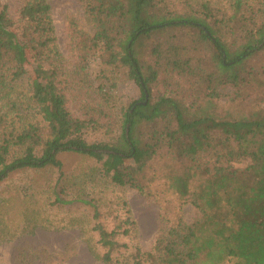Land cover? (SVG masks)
I'll list each match as a JSON object with an SVG mask.
<instances>
[{"label":"trees","instance_id":"1","mask_svg":"<svg viewBox=\"0 0 264 264\" xmlns=\"http://www.w3.org/2000/svg\"><path fill=\"white\" fill-rule=\"evenodd\" d=\"M78 2L85 23L70 20L69 65L50 0H0V185L30 171L40 177L32 190L50 193L52 205L90 207L105 264H264V107L234 117L196 105L222 95L250 101L244 90L257 80L249 62L264 54V0ZM12 9L48 84L1 26ZM250 27L263 38L228 56L223 40L236 44ZM123 80L141 96L118 112L112 90ZM140 152L149 158L127 176L93 166L89 182L66 183L63 154L127 162ZM158 179L178 203L147 249L125 192L152 196Z\"/></svg>","mask_w":264,"mask_h":264},{"label":"rangeland","instance_id":"2","mask_svg":"<svg viewBox=\"0 0 264 264\" xmlns=\"http://www.w3.org/2000/svg\"><path fill=\"white\" fill-rule=\"evenodd\" d=\"M50 2L58 49L70 65L75 59L70 49L69 23L72 18L85 23L83 10L78 0ZM9 16L1 22V26L10 32L13 45L22 51L20 52L27 68L39 82L48 84L49 73L28 50L14 9L10 11ZM207 26L216 37L222 39L219 29L212 22L208 21ZM262 38L261 32L250 27L236 44L225 40L223 44L228 56L233 57L246 46L253 45ZM249 63L258 80H254L250 87L244 90L246 95L251 94L250 101L232 102L229 96L222 95L215 97L211 103H208L207 99L197 100L196 105H204L210 113L234 117L252 112V106L259 101V106L264 107V99H261L264 96V54ZM91 64L92 73L95 74L98 62L94 60ZM227 91L230 93L232 88ZM112 93L119 99L118 112L121 107H126L129 101L141 96L139 86L132 80L121 81ZM102 137L109 139L108 136L96 134L93 139ZM149 156V152H140L127 162L103 156L87 159L78 155L63 154L61 158L64 160V170L69 179L66 183L73 185L92 180L89 174L93 171V166H106L112 175L127 176L131 168L137 167ZM39 178L30 171L19 172L0 185V264H105L95 253L94 248L98 252L100 248L96 245L90 207L81 204L52 205L49 203L50 193L39 188L32 190ZM150 185L154 192L152 196L133 188H128L125 192L138 224L140 244L147 249L153 246L162 228L163 214L167 211L173 216V210L178 203L177 195L167 190L165 180L158 179ZM184 214L186 220L191 221L195 216V208L187 204Z\"/></svg>","mask_w":264,"mask_h":264},{"label":"water","instance_id":"3","mask_svg":"<svg viewBox=\"0 0 264 264\" xmlns=\"http://www.w3.org/2000/svg\"><path fill=\"white\" fill-rule=\"evenodd\" d=\"M148 96V95H147Z\"/></svg>","mask_w":264,"mask_h":264}]
</instances>
